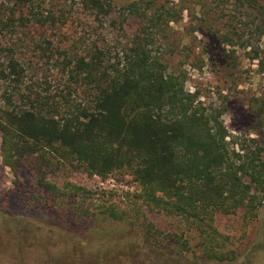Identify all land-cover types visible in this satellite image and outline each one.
I'll return each instance as SVG.
<instances>
[{
    "label": "rangeland",
    "instance_id": "374dc122",
    "mask_svg": "<svg viewBox=\"0 0 264 264\" xmlns=\"http://www.w3.org/2000/svg\"><path fill=\"white\" fill-rule=\"evenodd\" d=\"M133 1L139 13H163L173 4L183 9L157 36L165 62L186 71V89L197 90L205 106L223 110L232 156L254 149L264 160V10L258 7L264 0H112V15L101 19L79 0L27 6L0 0V17L10 24L0 23L3 58L14 55L29 83L47 81L58 98L56 64L66 53L83 54L94 44L119 51L139 32L141 17L125 8ZM32 13L46 21L36 23ZM47 172L58 193L38 190L30 167L16 182L0 155V264H264V199L252 219L243 207L215 211L214 227L226 240L220 256L210 258L200 247L202 232L183 217L154 210L122 188L95 189V180L65 162ZM69 183L97 192L66 193ZM100 190L114 192L115 200Z\"/></svg>",
    "mask_w": 264,
    "mask_h": 264
},
{
    "label": "trees",
    "instance_id": "16d2710c",
    "mask_svg": "<svg viewBox=\"0 0 264 264\" xmlns=\"http://www.w3.org/2000/svg\"><path fill=\"white\" fill-rule=\"evenodd\" d=\"M79 1L100 19L114 10L112 0ZM163 7V13H139L137 1L125 6L138 13L141 27L122 50L94 44L83 54L66 53L56 64L58 98L47 81L29 83L25 65L14 55L4 59L0 47V155L16 182L21 169L30 167L37 189L51 194L58 189L47 171L57 163L88 176L130 173L139 187L132 193L137 201L192 222L202 232L204 253L219 257L226 237L214 227L215 211L243 207L245 217L257 215L264 160L254 149L232 156L223 110L205 106L197 90L186 89V71L165 62L157 36L181 19L183 9ZM35 15L36 23L46 21ZM0 23L10 25L2 17ZM66 187V193L97 192L81 184ZM100 193L114 199L112 191Z\"/></svg>",
    "mask_w": 264,
    "mask_h": 264
},
{
    "label": "built area",
    "instance_id": "2783aa9c",
    "mask_svg": "<svg viewBox=\"0 0 264 264\" xmlns=\"http://www.w3.org/2000/svg\"><path fill=\"white\" fill-rule=\"evenodd\" d=\"M89 177L90 179L96 181L95 185L90 183V186L94 187L95 189H108L107 187H109L110 189L119 191L122 188L123 192L127 194H132L139 190L138 184L130 174H124L122 176L118 174H112L108 178L94 174Z\"/></svg>",
    "mask_w": 264,
    "mask_h": 264
}]
</instances>
